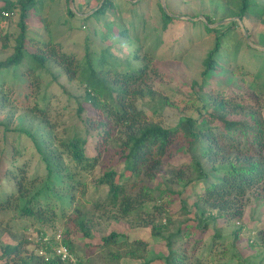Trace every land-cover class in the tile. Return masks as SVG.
I'll return each mask as SVG.
<instances>
[{
	"label": "rangeland",
	"instance_id": "374dc122",
	"mask_svg": "<svg viewBox=\"0 0 264 264\" xmlns=\"http://www.w3.org/2000/svg\"><path fill=\"white\" fill-rule=\"evenodd\" d=\"M41 1L49 5L45 14L52 30L47 32L46 22L39 23L33 17L31 36L62 43L66 52L75 53L77 60L84 63L86 38L96 32L91 41L94 42L91 52L95 64L101 51H105L107 56L122 58L114 62L119 72L146 67L142 77L130 82L124 96L126 109L140 113L137 119L140 125H159L176 130L187 119L202 125L207 119L203 106L214 98H223L230 104L242 102L258 110L264 121V52L249 46L247 30L250 29L247 24L245 30L239 22L221 21L237 12L234 4H239L240 0H144L148 15L142 18L143 24H132L134 7L130 2L123 3L126 0H112L116 10L106 15H94L86 21L87 24L82 20L83 13L97 8L99 0L90 1L87 6H81L79 0L74 3ZM42 2L40 5L44 4ZM163 4L168 15L183 17L189 23L206 15L212 16L215 24L210 27L227 32L221 53L216 58L219 66L215 72L203 76V62L215 45V36L202 25L206 20H197L202 24L198 23L191 29L188 23L181 22L164 31L159 10ZM67 9L72 11L73 18L67 14ZM249 9L251 18H261L253 21H256L258 32L264 31V0H252ZM140 12L142 14L141 8ZM18 20V15L13 19H0V62L13 54L19 33ZM122 27L126 28L127 37L118 36ZM261 34L263 38L264 32ZM251 41L255 42L254 39ZM135 57L138 60H134ZM36 74L24 73V83L14 70L0 71V154L6 150L5 166H21L25 170L26 181L31 180L21 202L36 197L41 207L53 208L56 221L37 223L34 218L23 217L19 207H14L0 213L2 243L13 246L22 243L24 254L45 255L40 248L41 242L44 238L55 241L56 234L60 232L63 240L68 238L72 242L73 253L80 264H117L111 263L109 254L124 253L127 248L125 242L146 241L147 260H154L167 254L164 239L168 233H179L181 237L176 247L191 257L192 264H264V183L247 192L239 216H226L201 205L205 211L202 215L195 208L205 183L194 170V159L200 161L209 171V179L213 180L215 173L219 176L230 162H237L238 151L225 149L213 160L204 158L190 146V139L184 132L179 131L169 152L152 172L143 171L140 180L123 178L127 193L144 200V211L126 219H115L110 208L98 209L94 205L96 201L105 200L108 192L107 187H96L94 182L109 171L117 175L124 173L121 144L126 140V126L110 123L107 126L110 138L105 149L101 155H95L97 136L85 132L78 115L86 93L80 73L70 80L60 68L52 65L50 71ZM25 93L30 94L26 102L23 100ZM89 109L85 105L84 118L91 114ZM21 116L28 120L26 123L33 131L43 137L41 140L46 141V150L64 168L63 172L49 176L45 162L31 139L18 131H4L6 126L21 128ZM74 136L86 139L85 152L92 158L91 162L94 163L93 158L97 156L94 168L84 169L63 152L61 143ZM221 148L223 150L224 146ZM11 151L17 158L15 162ZM255 158L264 163V150ZM217 169L218 172L215 171ZM12 193L15 190L10 182H3L0 199ZM143 194H147L146 197L142 198ZM78 208L86 216L85 221L91 228L90 236L84 235L69 221L75 212H80ZM151 222L167 225L168 233L159 238L154 236ZM203 223L207 224L206 228ZM185 231L191 233L189 238L184 236ZM108 238L115 243L111 242L107 247L104 239ZM141 262L124 259L119 264Z\"/></svg>",
	"mask_w": 264,
	"mask_h": 264
},
{
	"label": "trees",
	"instance_id": "16d2710c",
	"mask_svg": "<svg viewBox=\"0 0 264 264\" xmlns=\"http://www.w3.org/2000/svg\"><path fill=\"white\" fill-rule=\"evenodd\" d=\"M74 1L76 0H66L67 3H74ZM90 1L94 0H79V4L87 6ZM99 1L100 5L92 10L93 13L91 15L87 16L85 15L86 13H83L84 17L82 20L85 23L94 15H106L109 11L116 10L112 0ZM41 2V0H7L4 6L0 7V19H13L4 17L3 12H12L15 17L18 15L19 18L17 24L19 33L13 47V54L0 62V71L14 70L15 74H18L22 79L25 78L23 74L27 71L35 74L42 71H50L52 65L60 68L70 80L75 79L76 75L80 73L86 86V93L84 103L79 105L78 115L85 132L88 135L97 136V143L94 147L95 155H101L105 149L110 138V133L107 130V126H110V123L126 126V140L121 144V156H123L125 165L124 173L117 175L116 172L109 171L96 179L94 182L96 187L104 186L108 188L106 199H102V202L100 200L99 202L96 201L94 204L96 208H110L112 217L119 220L144 211V200H139L132 194L127 193V188L122 182L123 178L126 177L129 180L134 177L140 180L143 171L152 172L161 164L162 158L169 152L177 133L182 130L185 137L190 139V146L195 147L204 158L213 160L212 158L222 155L225 149L238 151L237 162H230L229 167L222 169L221 175L218 176L215 173L213 180L209 179V171L203 168L199 160L194 159L193 166L198 178H201L205 183L204 192L198 196V200L195 203L197 211L202 215L205 214V211L201 208L202 205L203 208H212L226 216L236 217L241 215L242 201L246 197L247 192L264 183V163L255 158L257 153L264 150V121L258 110L251 109L242 102L230 104V101L223 98H214L210 104L203 106L207 121L205 120L202 125H196L197 122L192 119H187L176 130L166 129L159 125H140L137 121L140 118V113L126 109L124 96L127 93V87L130 82L137 77H142L145 74L146 67L134 68L128 72H119L116 70V63L114 62L116 60L121 61L120 59L122 58L111 54L107 56L105 51H101L100 57L95 64L91 52L93 48L91 46L94 42L91 41L97 35L96 32L92 33V37L88 36L86 38L84 63L77 60L75 53L66 52L64 47L61 46L62 43L53 41L51 38L43 41L31 36L30 16L33 13L36 14L41 22H46L45 28H47V32L52 30L50 22L47 21L48 16H43V9L46 3L42 2L44 4L40 5ZM145 3L142 0L131 3L134 7L132 24L137 22L139 24L144 23L142 18L148 15L147 5L143 6ZM250 3V0H240L239 4L238 2L235 3L237 12L232 16L242 20L249 10ZM67 5L69 6V4ZM140 8L142 9V14ZM159 10L161 11L164 31L181 22L188 23L190 29L192 26H197L198 23L202 24L201 21H190L189 23V20L184 21L170 16L163 9V6ZM67 14L73 18V13L70 9H67ZM65 19L64 22L66 23ZM204 22H206V24H202L204 29L215 36V45L203 62V76L205 77L211 72H215L219 66L216 58L221 53L223 39L227 36V32H223L219 28H211L210 25H214L215 22L209 16H206V21ZM125 29L124 27L120 28L118 36L127 37L128 32ZM4 47L6 48L7 45H4ZM121 47L124 46L121 45ZM134 60H138L137 57ZM226 60L229 61L228 58ZM110 61H113V63ZM129 64L131 63L129 62ZM23 69L25 70L21 74ZM36 77H38V74H36ZM29 97L30 94L25 93L23 100L26 102ZM85 105L90 108L91 114L84 118ZM40 113L43 115V112ZM21 119V128L6 126L4 131L7 133L9 131H18L29 137L35 143L37 151L45 162L49 176H55L63 172L64 168L59 162L55 161L53 154L46 150V141L41 140L43 137L39 136L37 131L32 130L29 123H26L28 120L24 116H21ZM1 123L3 125L6 124V122ZM86 144V139L82 140V138L74 136L65 143H61V147L63 152L69 154L75 163L84 166V169H92L97 161V156L93 158L94 163L91 162L92 158H89L85 152ZM221 145L224 146L223 150ZM14 152L16 153V151ZM6 157L7 151L5 150L0 154V186L8 180L15 193L0 199V213L19 207L23 217L34 218L37 223L55 222L56 218L53 208L41 207L39 202L35 200L36 197H29L24 202H21V199L26 197L25 191L28 192L27 185H30L31 180L29 182L26 181L25 170L21 166L15 164L12 165V168L5 166ZM11 158L14 160L13 162L17 159L12 151ZM215 171L218 172L219 169ZM146 195L143 194L142 198L146 197ZM78 210L80 209L78 208ZM85 219L86 216L82 215V210H80L78 213L75 212L74 217L69 221H72L84 235L90 236L91 228L88 227L89 225ZM151 223H153L152 234L154 236L159 238L168 233L169 228L167 225ZM203 227L206 228L207 224L203 223ZM190 235V232L185 231L184 236L186 238H189ZM180 237L179 233H168L164 239L167 247V254L164 257L147 260L148 243L140 240L135 243L125 242L126 251L124 253L113 252L109 254V259L111 263L116 262L117 264L124 259L143 261L140 264H192L191 257L176 247ZM111 242L115 243L112 238L104 239V244L107 247ZM62 244L75 256L72 242L68 238L62 240ZM22 245L20 243L13 246L0 241V264H71L62 261L61 256L56 255L53 248L59 247L60 244L55 243L52 239H43L40 244V248L45 255H26ZM75 258L77 263L80 264L76 256Z\"/></svg>",
	"mask_w": 264,
	"mask_h": 264
},
{
	"label": "crops",
	"instance_id": "0c3cea01",
	"mask_svg": "<svg viewBox=\"0 0 264 264\" xmlns=\"http://www.w3.org/2000/svg\"><path fill=\"white\" fill-rule=\"evenodd\" d=\"M3 2V4L2 3H0V6H4V4H5V2L7 1V0H2ZM10 1H16V0H10ZM136 1H139V0H126V2H123V0H121V2H123V3H135ZM142 1H144V0H142ZM145 2V1H144ZM250 2L252 3V0H250ZM251 3H250V6H251ZM249 6V7H250ZM49 7V5L48 4H46V6L44 7V9H43V16H46V14H47V8ZM250 10V9H249ZM248 10V12L244 15V17L242 18V20H239L238 18H236V17H233V16H226L225 18H223L221 21H226V20H228V21H230V20H233V21H236V22H239L240 23V27H242L243 29H245L246 30V24L248 25V27H249V29H250V31H248L247 30V32H248V34H247V37H248V43H249V46H251V47H253V49H255V50H260V51H262V52H264V37L262 38V34L261 33H263L264 31H261V32H258V29H257V27H256V21L255 22H253L254 20H257V19H261L260 17L258 18H251L250 17V11ZM45 11H46V14H45ZM226 10H224V13H227V12H225ZM93 12L91 11V12H87L85 15H91ZM206 16H209V15H206ZM206 16H203V17H201L200 19H197V20H202V19H205L206 20ZM33 17H36V19H38V21H40V19L36 16V14H31V16H30V26L32 25V20H33ZM82 17H84V16H82ZM177 18H179V19H185V18H183V17H179V16H176ZM211 19H213V20H215V18L214 17H212V16H209ZM252 19V20H250V18ZM196 17H194L193 19H195ZM187 20V19H186ZM197 20H195V21H197ZM204 21V20H203ZM39 23H41V21L39 22ZM252 23V24H251ZM239 26H238V28H240ZM255 28V29H254ZM30 32H31V27H30ZM251 39H254V41L255 42H252L251 41ZM246 46H248V45H246ZM248 48V47H247ZM249 51H251V50H249ZM229 62H230V64L232 65V63H231V61L229 60Z\"/></svg>",
	"mask_w": 264,
	"mask_h": 264
},
{
	"label": "built area",
	"instance_id": "2783aa9c",
	"mask_svg": "<svg viewBox=\"0 0 264 264\" xmlns=\"http://www.w3.org/2000/svg\"><path fill=\"white\" fill-rule=\"evenodd\" d=\"M2 14L6 18L15 17V14L12 12L11 13L3 12ZM61 238H62V235L59 232V234L56 235V241L60 240ZM44 239L47 240L48 238H44ZM53 251L56 253V255L61 256L62 261L71 263V264H78L76 258L69 252V250L65 246L60 245L59 247H54Z\"/></svg>",
	"mask_w": 264,
	"mask_h": 264
},
{
	"label": "clouds",
	"instance_id": "9594fccd",
	"mask_svg": "<svg viewBox=\"0 0 264 264\" xmlns=\"http://www.w3.org/2000/svg\"><path fill=\"white\" fill-rule=\"evenodd\" d=\"M56 235H57V234H56ZM61 235H62V234H61ZM62 240H63V239L61 238V240H57V241H56V238H55V243H58V244H60V245H63V244H62ZM60 241H61V242H60ZM59 242H60V243H59ZM63 246H64V245H63ZM73 256H74V255H73ZM74 257H75V256H74Z\"/></svg>",
	"mask_w": 264,
	"mask_h": 264
},
{
	"label": "water",
	"instance_id": "95a60500",
	"mask_svg": "<svg viewBox=\"0 0 264 264\" xmlns=\"http://www.w3.org/2000/svg\"><path fill=\"white\" fill-rule=\"evenodd\" d=\"M163 9H164L165 11L167 10L166 5H164V4H163Z\"/></svg>",
	"mask_w": 264,
	"mask_h": 264
}]
</instances>
